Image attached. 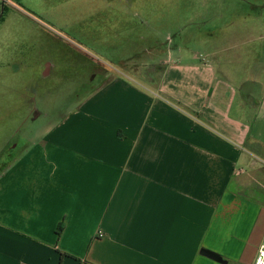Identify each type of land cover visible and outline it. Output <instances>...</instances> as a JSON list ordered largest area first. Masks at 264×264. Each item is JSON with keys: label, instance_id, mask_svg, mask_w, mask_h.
Listing matches in <instances>:
<instances>
[{"label": "crops", "instance_id": "crops-1", "mask_svg": "<svg viewBox=\"0 0 264 264\" xmlns=\"http://www.w3.org/2000/svg\"><path fill=\"white\" fill-rule=\"evenodd\" d=\"M19 1L5 10L47 31ZM13 19H0V42ZM82 21L96 56L64 41L61 60L21 61L24 90L48 112L31 110L45 124L26 148L8 142L0 162V264H254L264 49L195 51L174 34L138 33L148 23L131 15ZM8 50L0 82L13 74L1 65ZM50 77L65 90L55 101Z\"/></svg>", "mask_w": 264, "mask_h": 264}, {"label": "rangeland", "instance_id": "rangeland-1", "mask_svg": "<svg viewBox=\"0 0 264 264\" xmlns=\"http://www.w3.org/2000/svg\"><path fill=\"white\" fill-rule=\"evenodd\" d=\"M19 3L20 10L30 14L48 30H40L22 21L20 15H11L8 9L2 14L4 18L9 16L14 19L9 26L10 40L3 38L0 42L1 51L9 49L6 55L2 54L1 65H10L13 71L19 70V73L12 71V75H4L7 79L0 82L3 97L0 105V162L5 161L8 142H16L26 148L32 142L29 136L45 124V117L34 118L31 110L48 112L39 100H35L34 105L29 98L31 95L24 90L28 79L20 66L21 61L52 62L57 54H67L64 41L96 56L95 51L101 52V49H93L97 45V34L93 33L92 25L82 20L98 12L104 17L135 16L148 23L146 26L133 25L138 33L153 32L164 42L174 34V38L181 40L180 46L190 45L195 51L202 52L206 45L220 49L226 44H234L244 50L264 49V0H20ZM4 26L0 23V30ZM21 40L25 41L20 43ZM169 51L171 53L172 50ZM17 52L19 57L15 56ZM166 52L164 56L168 58ZM172 56L174 60L176 57ZM49 80L55 79L50 77L45 81L50 87L44 92L50 99L55 101L64 97L65 90L61 85L59 87Z\"/></svg>", "mask_w": 264, "mask_h": 264}, {"label": "built area", "instance_id": "built-area-1", "mask_svg": "<svg viewBox=\"0 0 264 264\" xmlns=\"http://www.w3.org/2000/svg\"><path fill=\"white\" fill-rule=\"evenodd\" d=\"M254 264H264V238L258 247L257 254L254 259Z\"/></svg>", "mask_w": 264, "mask_h": 264}, {"label": "water", "instance_id": "water-1", "mask_svg": "<svg viewBox=\"0 0 264 264\" xmlns=\"http://www.w3.org/2000/svg\"><path fill=\"white\" fill-rule=\"evenodd\" d=\"M4 2H5V0H2V1H1V6H0V16L2 15V12H3ZM206 253H208V255H209L210 257L214 258V259H217V260L220 259L219 256H216V255L213 254V253H210V252H206Z\"/></svg>", "mask_w": 264, "mask_h": 264}, {"label": "trees", "instance_id": "trees-1", "mask_svg": "<svg viewBox=\"0 0 264 264\" xmlns=\"http://www.w3.org/2000/svg\"><path fill=\"white\" fill-rule=\"evenodd\" d=\"M5 9H6V7L4 6V11H5ZM4 13V12H3ZM3 16V15H2ZM2 16H1V18H2ZM0 18V19H1ZM61 230H62V226L61 225H59L57 228H56V233L59 235L60 234V232H61Z\"/></svg>", "mask_w": 264, "mask_h": 264}]
</instances>
